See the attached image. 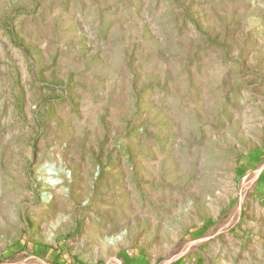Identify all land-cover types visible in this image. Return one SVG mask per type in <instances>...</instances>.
<instances>
[{"label": "rangeland", "instance_id": "1", "mask_svg": "<svg viewBox=\"0 0 264 264\" xmlns=\"http://www.w3.org/2000/svg\"><path fill=\"white\" fill-rule=\"evenodd\" d=\"M0 264H264V0H0Z\"/></svg>", "mask_w": 264, "mask_h": 264}, {"label": "built area", "instance_id": "2", "mask_svg": "<svg viewBox=\"0 0 264 264\" xmlns=\"http://www.w3.org/2000/svg\"><path fill=\"white\" fill-rule=\"evenodd\" d=\"M66 175H67L68 177H70V176H71V172L67 171ZM43 197H44V199H45L47 202L51 201V200L53 199V193H52V190H51V189L46 190V191L43 193Z\"/></svg>", "mask_w": 264, "mask_h": 264}]
</instances>
